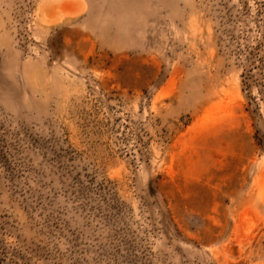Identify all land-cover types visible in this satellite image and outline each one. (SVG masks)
Wrapping results in <instances>:
<instances>
[{
	"label": "rangeland",
	"instance_id": "obj_1",
	"mask_svg": "<svg viewBox=\"0 0 264 264\" xmlns=\"http://www.w3.org/2000/svg\"><path fill=\"white\" fill-rule=\"evenodd\" d=\"M263 136L264 0H0V264H264Z\"/></svg>",
	"mask_w": 264,
	"mask_h": 264
},
{
	"label": "trees",
	"instance_id": "obj_2",
	"mask_svg": "<svg viewBox=\"0 0 264 264\" xmlns=\"http://www.w3.org/2000/svg\"><path fill=\"white\" fill-rule=\"evenodd\" d=\"M250 87H251V85L248 84V88H250ZM259 144L261 145L262 148H264V136L261 139H259Z\"/></svg>",
	"mask_w": 264,
	"mask_h": 264
}]
</instances>
